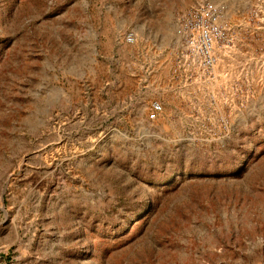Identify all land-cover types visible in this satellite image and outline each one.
Masks as SVG:
<instances>
[{"label": "rangeland", "instance_id": "obj_1", "mask_svg": "<svg viewBox=\"0 0 264 264\" xmlns=\"http://www.w3.org/2000/svg\"><path fill=\"white\" fill-rule=\"evenodd\" d=\"M201 1L240 24L209 76ZM260 263L264 0H0V264Z\"/></svg>", "mask_w": 264, "mask_h": 264}, {"label": "built area", "instance_id": "obj_2", "mask_svg": "<svg viewBox=\"0 0 264 264\" xmlns=\"http://www.w3.org/2000/svg\"><path fill=\"white\" fill-rule=\"evenodd\" d=\"M175 24L180 39L178 61L190 72L201 76L211 75L221 60V54L231 48L234 34L240 28V24L231 25L227 21L218 5L206 1L179 11L175 15ZM121 38L126 44H132L135 39L130 32ZM160 113L159 103L148 105V120H154Z\"/></svg>", "mask_w": 264, "mask_h": 264}, {"label": "water", "instance_id": "obj_3", "mask_svg": "<svg viewBox=\"0 0 264 264\" xmlns=\"http://www.w3.org/2000/svg\"><path fill=\"white\" fill-rule=\"evenodd\" d=\"M260 264H264V263H260Z\"/></svg>", "mask_w": 264, "mask_h": 264}]
</instances>
